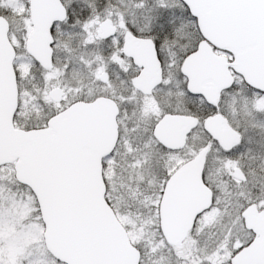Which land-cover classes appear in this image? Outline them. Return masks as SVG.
<instances>
[{
  "label": "snow or ice",
  "instance_id": "snow-or-ice-1",
  "mask_svg": "<svg viewBox=\"0 0 264 264\" xmlns=\"http://www.w3.org/2000/svg\"><path fill=\"white\" fill-rule=\"evenodd\" d=\"M0 264H264V0H0Z\"/></svg>",
  "mask_w": 264,
  "mask_h": 264
}]
</instances>
